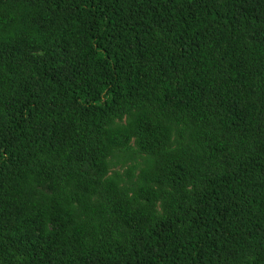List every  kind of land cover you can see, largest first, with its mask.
<instances>
[{
    "label": "trees",
    "instance_id": "1",
    "mask_svg": "<svg viewBox=\"0 0 264 264\" xmlns=\"http://www.w3.org/2000/svg\"><path fill=\"white\" fill-rule=\"evenodd\" d=\"M0 264H264V0H0Z\"/></svg>",
    "mask_w": 264,
    "mask_h": 264
}]
</instances>
